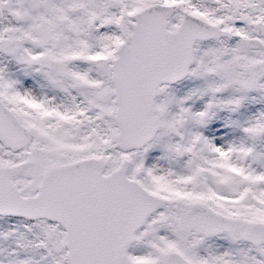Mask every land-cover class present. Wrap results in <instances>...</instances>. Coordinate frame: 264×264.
Here are the masks:
<instances>
[{
	"label": "snow or ice",
	"instance_id": "6c2138e0",
	"mask_svg": "<svg viewBox=\"0 0 264 264\" xmlns=\"http://www.w3.org/2000/svg\"><path fill=\"white\" fill-rule=\"evenodd\" d=\"M0 264H264V0H0Z\"/></svg>",
	"mask_w": 264,
	"mask_h": 264
}]
</instances>
